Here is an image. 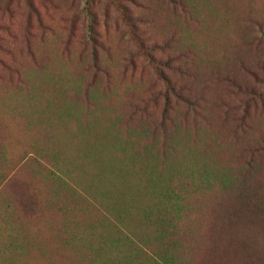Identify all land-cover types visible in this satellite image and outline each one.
I'll list each match as a JSON object with an SVG mask.
<instances>
[{"label": "rangeland", "instance_id": "obj_1", "mask_svg": "<svg viewBox=\"0 0 264 264\" xmlns=\"http://www.w3.org/2000/svg\"><path fill=\"white\" fill-rule=\"evenodd\" d=\"M146 1L154 27L140 23V0H0V56L15 71L12 78L0 66V79L13 84L0 100L9 132L0 153V264H105L117 243L124 264H147L131 245L159 235L148 209L170 208L164 192L181 179H162L156 167L155 153L168 154L173 139L137 140V127L170 117L180 162L193 153L188 162L204 154L226 164L229 151L215 150L234 140L231 132L240 149L264 155V0H212L210 10L195 0ZM13 174L14 195L9 182L6 195ZM181 196L172 199L182 209L177 237L189 243L207 227V264L219 260L208 248L220 235L264 233L258 212L229 218L231 201L207 220L195 196Z\"/></svg>", "mask_w": 264, "mask_h": 264}, {"label": "trees", "instance_id": "obj_2", "mask_svg": "<svg viewBox=\"0 0 264 264\" xmlns=\"http://www.w3.org/2000/svg\"><path fill=\"white\" fill-rule=\"evenodd\" d=\"M185 1L186 0H180L182 7H185ZM195 1H198L196 7L200 8L199 10H210L212 7V0ZM148 4L149 2L146 0H140L138 3L139 8L142 10L138 14L139 21L143 25L154 27L153 25H155V23L150 15L146 13V11H149ZM126 10L127 8L123 6V11ZM132 28L135 40L138 38L139 42H142L140 38L136 36L133 25ZM165 32V30L161 31L162 34H165ZM170 41V38H168L164 40V43L170 45ZM29 53L32 58V51L29 50ZM146 57L154 67L158 68L151 53H147ZM11 65V62L0 56V66L10 72L13 78L15 71ZM157 68L155 69L157 76H159L165 84L170 86V80L164 76L159 68ZM2 76L3 75L0 71V78H2ZM0 80L2 82V84H0L1 100L3 93L7 95L8 92L13 91V84L11 81L8 84L7 81ZM141 101H143V99H141ZM143 120L145 121V119ZM170 120L171 118L169 117L164 122L156 123L153 125V129H150L145 125L136 128L137 140L153 136L156 141L157 134L164 135L168 140L173 139L172 147L168 151V154L161 156L162 153H160V151L155 153L158 162L156 163V167L158 168L159 173L162 174V179H166L168 176H171L170 179H172V181L174 179H181V185H178V190L177 187L172 189L170 186L164 192L168 202L171 200L170 208L169 206H166L164 212L158 210V213L160 214L157 215L155 214V209L152 207L148 209L147 215L150 220L155 221L152 223L155 226L157 225L159 235L155 238L143 240V244L141 243V245L132 243L134 246L131 245L129 253L131 256H135L147 264H207L208 261L205 258L202 259V254L206 249L205 236L207 234V227L202 229L200 235H191V242L189 243L183 235H181V238L177 237V234L179 235V233L176 231V226L180 227L181 230L184 229V226L181 225L182 209H174L172 199L177 198V200H180L183 191L185 194L190 193L198 199L197 207L202 208L204 211L202 213L203 219L207 220H210L215 214V216L218 215L217 209H220L227 202L233 201L230 203L232 209L230 212L224 210V213H226L224 215H228L229 218H232L244 213L246 216L249 212H258L260 213L259 219L262 223L264 222V155H260V151H253L245 148L240 149V138L236 136V133L231 132L235 141L230 138L226 144H223V146L220 147L218 144L215 150V152H218L219 149L222 151L224 149L223 147H225L227 149L226 151H229L232 160L230 159L226 164L219 165L216 161H213L212 157L204 154H200L201 156H204L202 161L196 163L194 159L193 161L188 162V158H191L194 155L193 153L185 154L184 161L180 162L177 160L178 154L180 155V148L178 147L176 140L178 136L175 135L171 137L172 130H170V126L167 125ZM138 121L142 122L141 117L138 118ZM4 126H6V124L2 119L0 111V153L4 149L5 139L9 134V132L5 131ZM178 128H180L179 125H177L176 130H178ZM238 139L239 141H237ZM208 140L210 139H207L206 141ZM181 151L184 153L185 149ZM163 153H165V151ZM249 153H251V156ZM19 161L20 158L16 159L12 164V168H15ZM22 172H24L23 166L18 175H16V181H19L18 176L22 174ZM14 175L15 174L10 177V181H6V183L9 182V191L13 195L14 183L16 182ZM6 183L5 190H3L2 193L7 195L8 185H6ZM229 199L231 200L229 201ZM170 215H172V218ZM159 216L161 217L159 218ZM194 220L200 221L201 219L195 218ZM247 225L254 226L259 224H256L254 221V224L250 223ZM262 225H264V223ZM192 230L191 227L185 228V231L187 232H191ZM218 240L219 241L213 240L212 246L208 248L210 251L214 249L220 255L219 260L213 264H264V233H262V231H252L251 233L234 235H220ZM122 247L123 244L121 245L120 243L113 246L117 257L107 258L105 264H124L125 261L122 258ZM156 248L157 250H155ZM196 254H200V258L197 260L195 258ZM101 262L102 261L100 260L97 264H103V262Z\"/></svg>", "mask_w": 264, "mask_h": 264}, {"label": "crops", "instance_id": "obj_3", "mask_svg": "<svg viewBox=\"0 0 264 264\" xmlns=\"http://www.w3.org/2000/svg\"><path fill=\"white\" fill-rule=\"evenodd\" d=\"M5 183H6V181L3 183V185H5ZM3 185H2V186H3ZM2 192H3V191H2ZM1 197H3V195H2Z\"/></svg>", "mask_w": 264, "mask_h": 264}]
</instances>
